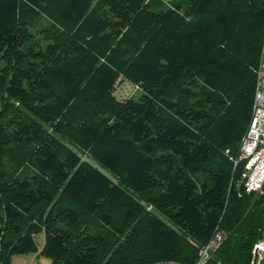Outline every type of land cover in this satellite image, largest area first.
Wrapping results in <instances>:
<instances>
[{
  "label": "trees",
  "instance_id": "trees-1",
  "mask_svg": "<svg viewBox=\"0 0 264 264\" xmlns=\"http://www.w3.org/2000/svg\"><path fill=\"white\" fill-rule=\"evenodd\" d=\"M263 33L264 0H0V264L193 263L217 232L209 264H253Z\"/></svg>",
  "mask_w": 264,
  "mask_h": 264
},
{
  "label": "built area",
  "instance_id": "built-area-1",
  "mask_svg": "<svg viewBox=\"0 0 264 264\" xmlns=\"http://www.w3.org/2000/svg\"><path fill=\"white\" fill-rule=\"evenodd\" d=\"M239 159L245 162L242 180L246 191H259L264 183V33L255 73L252 115L249 127L240 143ZM222 238V232H217L211 237L199 249L198 258L193 263L160 259L144 264H209L211 253L218 247ZM252 254V263L259 264L264 257V233L253 246Z\"/></svg>",
  "mask_w": 264,
  "mask_h": 264
},
{
  "label": "rangeland",
  "instance_id": "rangeland-1",
  "mask_svg": "<svg viewBox=\"0 0 264 264\" xmlns=\"http://www.w3.org/2000/svg\"><path fill=\"white\" fill-rule=\"evenodd\" d=\"M0 64H1V62H0ZM112 93L117 98H124V97L131 96V95L137 97L139 95L140 91L129 79L118 78L116 80L114 88L112 89ZM42 237H43L42 231H39L36 233L35 238L38 241L39 246H41V244H42V242H41ZM28 255L31 256L34 254H28ZM40 259H42V261H43V259H47L50 262V260L43 255H40L38 257L37 261Z\"/></svg>",
  "mask_w": 264,
  "mask_h": 264
},
{
  "label": "crops",
  "instance_id": "crops-1",
  "mask_svg": "<svg viewBox=\"0 0 264 264\" xmlns=\"http://www.w3.org/2000/svg\"><path fill=\"white\" fill-rule=\"evenodd\" d=\"M43 241V237L41 239V242ZM38 258H36L35 255H25V256H15L12 260L13 264H49V261L47 259H40L37 261Z\"/></svg>",
  "mask_w": 264,
  "mask_h": 264
},
{
  "label": "water",
  "instance_id": "water-1",
  "mask_svg": "<svg viewBox=\"0 0 264 264\" xmlns=\"http://www.w3.org/2000/svg\"><path fill=\"white\" fill-rule=\"evenodd\" d=\"M259 264H264V257H263V259L260 261Z\"/></svg>",
  "mask_w": 264,
  "mask_h": 264
}]
</instances>
